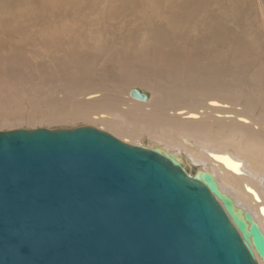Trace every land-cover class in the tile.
I'll return each instance as SVG.
<instances>
[{
  "label": "water",
  "instance_id": "95a60500",
  "mask_svg": "<svg viewBox=\"0 0 264 264\" xmlns=\"http://www.w3.org/2000/svg\"><path fill=\"white\" fill-rule=\"evenodd\" d=\"M256 254L264 264L252 215L158 148L91 127L0 132V264H259Z\"/></svg>",
  "mask_w": 264,
  "mask_h": 264
},
{
  "label": "bare ground",
  "instance_id": "6f19581e",
  "mask_svg": "<svg viewBox=\"0 0 264 264\" xmlns=\"http://www.w3.org/2000/svg\"><path fill=\"white\" fill-rule=\"evenodd\" d=\"M68 37L70 46L65 55L58 61L54 59L53 66L31 75L30 79L35 80L36 76L39 88L44 89L40 93L36 89L39 96L32 94L36 95V83L25 81L27 75L17 80H24L25 87L27 83L33 85L34 89L28 86L33 92L25 90L23 84L11 88L7 81L12 73L15 76L19 60L14 53L6 55L9 65L2 69L10 74L4 70L5 77L0 74L1 129L94 127L130 145L158 148L172 155L188 173L196 168L195 175H213L236 209L248 211L264 233V63L249 70L248 60L238 61L243 56L231 60L227 51L221 49L226 48L223 35L213 42L222 50L220 55H212L214 62L199 57L202 50L194 40L184 50L173 48L171 40L158 38L156 44L146 40L134 52V64L129 63L130 52L118 50L107 58L109 62L103 68L95 70L90 63L91 48L84 51L73 34ZM49 43L40 42L59 51L55 38ZM1 61L4 62L0 56V64ZM11 62H18V67L12 69ZM238 70L246 74L237 78L238 83L232 78V84L229 80ZM14 79L16 82V76ZM97 85L113 89L116 94L106 93L104 87L95 88ZM133 89L146 94L147 100L134 98ZM25 91L30 95L26 98H31V94L35 99L42 97L40 108L30 112L42 117L31 118L30 113L9 117L17 115L10 109L24 98ZM57 94H62V98H57ZM256 260L263 264L257 254Z\"/></svg>",
  "mask_w": 264,
  "mask_h": 264
},
{
  "label": "rangeland",
  "instance_id": "374dc122",
  "mask_svg": "<svg viewBox=\"0 0 264 264\" xmlns=\"http://www.w3.org/2000/svg\"><path fill=\"white\" fill-rule=\"evenodd\" d=\"M160 32L165 34L160 35ZM70 34H73L75 41H79V48L81 45L84 51L91 48L90 63L95 70L103 68L109 62L107 58L118 50L123 53L130 52L128 60L129 63L134 64L136 59L134 52L139 50L146 40L152 41V44L154 40L156 44L160 38L171 40L175 46L173 47L169 42L171 47L184 50L194 40L193 43H199L198 47L200 51L202 50L199 57L202 56L201 58L209 62H214L212 58L220 55L222 50L227 51L231 60L238 59L241 55L243 60L238 59L239 63L248 60L251 66L249 70H253L264 63V0H0V56L4 61L0 64L1 77L4 78L5 73H8L7 70L2 69L4 65H9L6 64L8 62L6 55L16 54L19 60V63L17 62L19 68L14 70L16 80L20 79V76L27 75L24 76L25 81L33 80L32 84L39 83L36 76L35 80L34 77L30 79L31 75L34 76L33 73H37L38 69L40 71L41 68L53 66L55 61L65 55L70 46L68 37ZM223 35L222 40H226V48L221 50L215 43ZM53 38L59 46L60 54L55 48L43 45L50 44L49 40ZM40 42L43 44L41 45ZM210 43L217 49L215 46L211 47ZM87 45L88 49H86ZM102 48L105 50L102 51ZM214 50L217 51L216 54H212ZM11 63L12 69L18 67L17 63L15 65ZM3 70L7 72L4 73ZM238 71L241 75H237ZM238 71H233L230 82L233 80L237 82L240 76L242 78L246 74ZM15 76L12 73L8 78L10 81L7 82L12 84L11 88L22 87L23 84L25 90L29 88L28 86L34 89L33 85L28 83L25 87L24 80L19 82L18 79L15 82ZM36 84H34L35 90L32 89L36 91V95L32 94L39 96L36 89L40 90L39 93L44 89H40ZM101 87H104L106 93L116 94L115 90L103 85L95 86V88ZM27 91L23 94L24 98H21L22 102L19 101L10 109L17 115L9 117L26 115L40 108L42 97L35 99L31 94V98H26L25 96H30L25 94ZM58 96L59 99L62 98V94H57V98ZM30 117L42 116L30 113ZM44 126L33 129L45 128ZM1 128L0 132L15 131L25 127ZM195 170L197 169L194 168L191 172L196 173Z\"/></svg>",
  "mask_w": 264,
  "mask_h": 264
}]
</instances>
